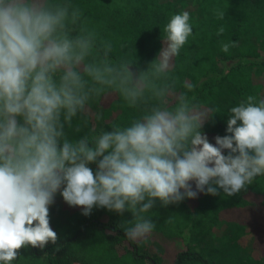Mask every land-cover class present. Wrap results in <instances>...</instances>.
Segmentation results:
<instances>
[{"label":"clouds","instance_id":"obj_1","mask_svg":"<svg viewBox=\"0 0 264 264\" xmlns=\"http://www.w3.org/2000/svg\"><path fill=\"white\" fill-rule=\"evenodd\" d=\"M189 20L187 11L170 18L145 71L112 59L111 43L98 42L69 0H0V264L57 244L49 220L57 195L85 217L130 213L124 234L137 241L155 228L146 214L157 204L233 197L264 176V99L249 95L231 107L225 135L212 143L203 132L208 113L167 83L192 34ZM107 90L145 107L127 124L70 135Z\"/></svg>","mask_w":264,"mask_h":264},{"label":"trees","instance_id":"obj_2","mask_svg":"<svg viewBox=\"0 0 264 264\" xmlns=\"http://www.w3.org/2000/svg\"><path fill=\"white\" fill-rule=\"evenodd\" d=\"M83 13V20L97 34L98 42H110L114 60H129L147 70L166 40L164 28L170 18L189 12L192 34L174 57L167 83L175 94H186L209 120L203 132L209 141L225 135L228 110L249 95L264 99V0H69ZM224 12L223 18L218 13ZM220 28L224 29L217 35ZM221 43L229 44L227 52ZM135 67L133 71H135ZM163 82V81H162ZM171 103V100L169 101ZM145 105L128 107L117 93L107 90L90 101V111L74 120L79 133L98 134L113 124H127ZM94 112L92 114L91 112ZM99 114V118H97ZM87 121V122H86ZM94 167V166H93ZM63 214L62 219L54 212ZM264 220V176L233 197L200 194L166 208L159 204L146 215L155 223L146 238L130 241L124 234L131 214L122 216L93 209L90 216L69 207L57 195L49 209L50 227L57 233L56 245L43 250H20L13 264H250L234 238L219 244L207 239L202 246L191 242L206 239L223 223L240 230ZM233 218V219H232ZM252 249L264 264V245L252 238Z\"/></svg>","mask_w":264,"mask_h":264},{"label":"rangeland","instance_id":"obj_3","mask_svg":"<svg viewBox=\"0 0 264 264\" xmlns=\"http://www.w3.org/2000/svg\"><path fill=\"white\" fill-rule=\"evenodd\" d=\"M259 76L264 77V69L261 68ZM92 114H94V112H91ZM55 216H57L59 219H62L63 214L60 212H54L53 213ZM239 218L245 222V220L248 219H252L247 226L249 227H244L241 228L240 230L235 229L232 226L226 225V224H219L218 226H216L213 231L210 233L209 237L206 239H197L194 240L193 242H191V244L193 246H202L203 242L207 239L212 240L215 244H219V241L221 240V238H234L236 239V242L240 245L241 249H242V254L249 260L250 264H258V261H260L261 257L259 256V254L257 252H255L252 249V238L253 236L257 235L258 236V244L259 246L264 245V220L263 219H259L257 222V227L254 229V235H253V228L254 227H250V225L252 222L256 223V218L248 215V217L244 214L242 216H239ZM233 219V218H232Z\"/></svg>","mask_w":264,"mask_h":264}]
</instances>
